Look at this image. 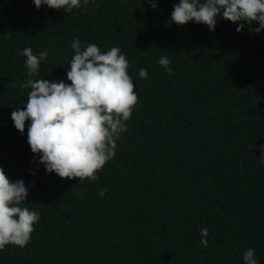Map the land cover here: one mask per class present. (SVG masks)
Here are the masks:
<instances>
[{
	"label": "trees",
	"instance_id": "1",
	"mask_svg": "<svg viewBox=\"0 0 264 264\" xmlns=\"http://www.w3.org/2000/svg\"><path fill=\"white\" fill-rule=\"evenodd\" d=\"M178 2L153 9L147 0H94L68 14L0 0V167L25 181V202L41 214L30 242L6 245L0 264H244L248 246L264 264V31H252L253 22L237 32L223 18L214 31L177 25ZM77 37L119 47L138 92L98 181L61 178L43 165L30 174L29 122L21 134L11 119L30 91L20 86L28 79L20 51L46 49L41 77L70 83ZM164 55L171 73L158 63Z\"/></svg>",
	"mask_w": 264,
	"mask_h": 264
},
{
	"label": "clouds",
	"instance_id": "2",
	"mask_svg": "<svg viewBox=\"0 0 264 264\" xmlns=\"http://www.w3.org/2000/svg\"><path fill=\"white\" fill-rule=\"evenodd\" d=\"M37 9H63L68 14L94 0H32ZM153 8L158 0H147ZM218 18L237 24L240 32L253 22L256 33L264 31V0H179L173 4L170 19L183 26L189 22L204 24L214 31ZM73 56L63 79L41 77V64L48 58L45 49L34 53L28 46L19 54L26 57L28 79L21 88L30 89L23 107L11 113L14 127L24 133L28 121L27 143L36 154V170L43 165L49 173L61 178H85L98 181L97 171L116 155L117 141L128 131V121L138 103V92L129 74V60L117 46L106 51L96 43L82 44L77 37L72 41ZM158 63L168 72L173 71L168 56H160ZM40 76L33 79L32 76ZM138 75L147 78L141 67ZM261 147H264L262 145ZM38 157V160H37ZM105 189L98 194L103 197ZM29 187L23 179L11 181L0 167V250L6 245L26 246L41 219L39 211L26 203ZM200 246L207 247L209 229H200ZM244 264H259L252 246L243 250Z\"/></svg>",
	"mask_w": 264,
	"mask_h": 264
},
{
	"label": "rangeland",
	"instance_id": "3",
	"mask_svg": "<svg viewBox=\"0 0 264 264\" xmlns=\"http://www.w3.org/2000/svg\"><path fill=\"white\" fill-rule=\"evenodd\" d=\"M264 145V144H263ZM261 150L263 151V154H264V147H261Z\"/></svg>",
	"mask_w": 264,
	"mask_h": 264
}]
</instances>
